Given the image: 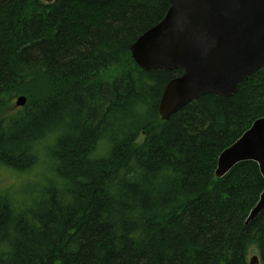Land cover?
Masks as SVG:
<instances>
[{"label":"trees","instance_id":"trees-1","mask_svg":"<svg viewBox=\"0 0 264 264\" xmlns=\"http://www.w3.org/2000/svg\"><path fill=\"white\" fill-rule=\"evenodd\" d=\"M168 8L0 0V264H248L251 247L264 264V209L245 224L264 191L258 165L214 176L264 117V66L233 96L162 121V92L182 72L143 71L129 48ZM41 164V184L5 190V171Z\"/></svg>","mask_w":264,"mask_h":264},{"label":"water","instance_id":"water-1","mask_svg":"<svg viewBox=\"0 0 264 264\" xmlns=\"http://www.w3.org/2000/svg\"><path fill=\"white\" fill-rule=\"evenodd\" d=\"M50 4L53 0H41ZM164 18L143 33L130 54L143 71L179 70L161 95L162 121L206 94L229 98L264 66V0H167ZM26 104L16 98L14 107ZM243 162L258 165L264 179V117L220 153L214 176L224 177ZM264 208V191L248 220ZM249 264H260L257 256Z\"/></svg>","mask_w":264,"mask_h":264},{"label":"rangeland","instance_id":"rangeland-1","mask_svg":"<svg viewBox=\"0 0 264 264\" xmlns=\"http://www.w3.org/2000/svg\"><path fill=\"white\" fill-rule=\"evenodd\" d=\"M16 98L17 97L13 99L11 104V108L13 107V110H9L10 107L6 110L7 115H17L22 109H16L14 107ZM141 140L142 139H139L138 142H141ZM47 168V165L41 164L38 166L37 170L33 171L28 175H19L13 171H5V175L4 177H2L4 187L6 188L5 190L9 192L10 195L17 194L19 196H22L27 190L31 189L32 187H35L37 184L42 183L39 172L41 171V173L44 175ZM253 256H257V251L255 247H251L248 249L247 260H249Z\"/></svg>","mask_w":264,"mask_h":264},{"label":"bare ground","instance_id":"bare-ground-1","mask_svg":"<svg viewBox=\"0 0 264 264\" xmlns=\"http://www.w3.org/2000/svg\"><path fill=\"white\" fill-rule=\"evenodd\" d=\"M158 107H159V105H158ZM244 133H245V132H244ZM223 151H224V150H223ZM223 151H222V152H223ZM216 167H217V163H216ZM215 170H216V168H215ZM214 172H215V171H214ZM260 196H261V195H260ZM259 200H260V198H259ZM259 200H258V202H259ZM258 202H257V204H258ZM257 204H256V205H257ZM256 205H255V207H256ZM255 207H254V208H255ZM254 208H253V209H254ZM253 209H252V210H253ZM263 209H264V208H263ZM252 210H251V211H252ZM251 211H250V212H251ZM260 213H261V212H260ZM260 213H259V214H260ZM249 214H250V213H249ZM259 214H258V215H259ZM258 215H257V216H258ZM257 216H256V217H257ZM248 217H249V215H248ZM248 217H247L246 221L248 220ZM256 217H255V218H256ZM255 218H254V219H255ZM254 219H253V220H254ZM253 220H251V221H253ZM246 221H245V224H246V225H247L249 222H251V221H249L248 223H246ZM251 258H252V257H251ZM249 260H250V259H249ZM249 260H247V261H248V264H249Z\"/></svg>","mask_w":264,"mask_h":264}]
</instances>
